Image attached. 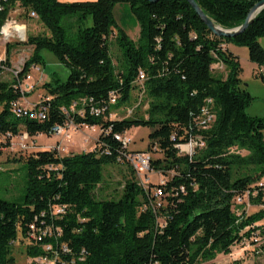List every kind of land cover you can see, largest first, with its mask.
Segmentation results:
<instances>
[{
	"label": "trees",
	"instance_id": "trees-1",
	"mask_svg": "<svg viewBox=\"0 0 264 264\" xmlns=\"http://www.w3.org/2000/svg\"><path fill=\"white\" fill-rule=\"evenodd\" d=\"M195 1L217 25L234 29L262 0ZM17 6L28 18L35 13L49 34L29 37L26 45L33 52L22 71L13 82L0 81V138L18 136L21 126L28 136H51L53 127H66L69 121L97 127L101 134L90 152L61 157L57 150H47L26 158L24 195L14 201L0 198V264H15L18 240L30 242L26 251L33 259L57 255L55 264H201L219 253L230 254L256 231L264 235V224L256 226L264 221V118L247 115L253 99L241 88L240 62L223 48H247L250 61L264 69L259 42L264 11L243 34L218 38L186 0H0V33ZM118 6L127 7L140 23L137 43L118 25ZM114 30L123 58L118 68L110 51ZM45 51L68 70V78H52L44 85L47 100L31 116L18 118L11 105L22 98L20 81L32 68L44 66ZM218 64L227 69L226 78L215 76ZM139 71L147 75V117L133 111L122 120L111 119L112 106L130 103ZM112 92L120 97L110 99ZM84 99L93 102L82 106ZM207 100L215 120L199 129L196 120ZM90 105L103 108V114L91 116ZM42 106L46 116L38 120L34 113ZM133 128H149L146 153L162 155L151 156L150 173L172 177L148 190L129 180L118 200H99L95 190L104 181V167L130 166L115 136ZM196 137L205 146L192 155L181 153L178 146ZM245 195L262 208L239 216L234 200ZM59 208L62 214L55 213ZM32 224L51 228L54 237L32 240ZM47 245L52 250L46 251Z\"/></svg>",
	"mask_w": 264,
	"mask_h": 264
},
{
	"label": "rangeland",
	"instance_id": "rangeland-1",
	"mask_svg": "<svg viewBox=\"0 0 264 264\" xmlns=\"http://www.w3.org/2000/svg\"><path fill=\"white\" fill-rule=\"evenodd\" d=\"M63 3L73 2H93L96 0H60ZM11 18L19 26H25L26 40H14L0 45V64L5 62L0 68V81L13 82L22 71L25 62L32 55L33 47L26 45L27 39L31 36L48 35L47 29L36 17L28 18L24 11L18 6L11 11ZM115 18L118 25L125 31L129 39L137 43L141 38V26L137 19L130 15L127 7H117ZM88 26L92 25V20L88 19ZM117 31L114 30L110 38V51L114 65L118 68L122 63V53L116 42ZM264 48V38L259 40ZM10 47L7 56V48ZM223 48L228 49L235 55L242 68L240 75L241 88L249 93L253 99L246 113L251 117L264 118V81L260 77L264 76V69L252 63L249 59L248 49L238 47L234 44H226ZM44 66L34 67L30 73L20 81V90L25 93V97L20 100V104L28 110L34 109L37 105L47 99L48 93L44 88L46 83L52 78H57L65 82L68 78V70L60 64L57 58L49 52L42 53ZM44 69V71H43ZM213 72L217 77L226 78L227 69L223 65H214ZM16 73V74H15ZM30 77V78H29ZM50 100V97H48ZM149 100L144 93V85L135 82L129 104L119 103L111 108V119L122 120L129 117V112L134 111L142 117H147ZM2 109L0 108V111ZM21 133L16 137L0 138V198L8 201L19 199L25 193L26 169L25 160L28 156L38 151L57 150L61 157L90 152L95 149L100 137L101 129H91L87 126H68L67 132L61 136H28L21 126ZM149 128H133L128 135L133 139L130 150L138 152H148ZM64 144V145H63ZM152 159H158L162 155L153 153ZM172 175L164 176L162 173L151 172L145 177L133 173L130 166L126 164H109L104 167V181L96 188L95 195L99 200H118L129 180H134L145 190L150 185H159L163 180H169ZM261 184L264 185V177ZM262 207H255L248 201V195L238 201L234 200V211L237 215H251L258 212ZM160 222H163L160 219ZM264 224V221L256 226ZM252 238H244L240 243L233 246L230 254L219 253L212 261L201 264H264V235H259V231L254 232ZM20 237V234H18ZM28 241L18 240L13 246V257L15 264H32L37 258L27 255ZM51 261V260H49ZM55 264L52 260V263Z\"/></svg>",
	"mask_w": 264,
	"mask_h": 264
},
{
	"label": "built area",
	"instance_id": "built-area-1",
	"mask_svg": "<svg viewBox=\"0 0 264 264\" xmlns=\"http://www.w3.org/2000/svg\"><path fill=\"white\" fill-rule=\"evenodd\" d=\"M10 16H11V14L9 15V18L7 19L4 26L2 27V30L0 33V45L5 43V42L10 43L11 41H14L16 39L19 41H25L26 40V29L24 30L23 34L19 30H17L16 27L19 25H17V23L15 21H13V19ZM31 16L37 18L35 13H31ZM23 27L25 28V26H23ZM3 66L4 65L2 62L0 64V67L2 69H5ZM146 80H147V75L145 74V72L139 71L136 82L142 83L144 85ZM19 88H20V86H19ZM23 97L24 96H22V98ZM117 97H120L119 93L118 92H112L110 99H114ZM21 99L12 103V105H11L12 106V113L18 118H19V116H31V113H33V111L35 110L36 107L32 110H28L27 108L23 107L20 104ZM92 102H93L92 99H89V100L84 99L81 101V104H82V106H87L88 104H92ZM76 108H77V104L75 103L71 110L75 111ZM212 109H213V107H212L211 100H207V105L201 110V114L196 120V124H197L199 129H204V125H211L214 122L215 114L213 113ZM46 112H47V107L42 106L34 113V116H37V119L41 120V117L46 116ZM64 112L67 113V111L65 109H64ZM84 112L85 111H83V109H82L78 113L80 115H83ZM89 112H90L91 116L98 117V114H103V108H98L97 106L90 105L89 106ZM129 113L132 114V111H130ZM66 115H67V118H69V114L67 113ZM68 126L74 127V122L69 121L67 123L66 127H61V126L53 127L52 134L54 136H61L64 134V132H67L66 129L68 128ZM90 128L95 129V127H90ZM115 139L122 144L124 150L126 151L125 159L128 162V164L133 167L136 174L138 176H141V177H145L147 174H149L150 173L151 156L146 152H138V151L130 150L129 148L133 144L134 141L128 135V133L118 134L115 136ZM204 146H205V144L203 142V139L201 137H196V138L192 139L187 144L179 145L178 149L183 154L192 155L195 152L196 148L201 149ZM156 196L161 198L163 196L162 191L158 190ZM239 201H241V200H239ZM63 212H64V209L59 208V209H57V211L55 213L56 214H62ZM253 235H255V234H253ZM29 237L32 240H37V239H41V237H49V238L54 237V234H53L52 229L49 227H46L44 229H39L35 226V224H32L30 226ZM45 249H46V251L52 250L51 246H49V245L45 246ZM63 250L66 251L67 250L66 247H63ZM38 258L39 259L35 260V262H33L32 264H48V262L52 263V260L55 263L58 256L56 255L55 258L51 259V261H49L48 258H42V257H38Z\"/></svg>",
	"mask_w": 264,
	"mask_h": 264
},
{
	"label": "water",
	"instance_id": "water-1",
	"mask_svg": "<svg viewBox=\"0 0 264 264\" xmlns=\"http://www.w3.org/2000/svg\"><path fill=\"white\" fill-rule=\"evenodd\" d=\"M150 3H157L159 0H145ZM192 9L195 11L197 16L201 19V21L205 24L208 30L218 38H235L241 34H243L250 25L254 22L256 17L264 11V0L256 3L251 10L249 11L245 22L234 29H224L223 27L217 25L213 20H211L201 9V7L197 4L195 0H186Z\"/></svg>",
	"mask_w": 264,
	"mask_h": 264
},
{
	"label": "bare ground",
	"instance_id": "bare-ground-1",
	"mask_svg": "<svg viewBox=\"0 0 264 264\" xmlns=\"http://www.w3.org/2000/svg\"><path fill=\"white\" fill-rule=\"evenodd\" d=\"M16 29L19 30L22 34L24 33V30H25V28L23 26H17ZM20 93L22 96L25 97V93L21 92V90H20ZM114 102H115V100H112V103H114Z\"/></svg>",
	"mask_w": 264,
	"mask_h": 264
},
{
	"label": "crops",
	"instance_id": "crops-1",
	"mask_svg": "<svg viewBox=\"0 0 264 264\" xmlns=\"http://www.w3.org/2000/svg\"><path fill=\"white\" fill-rule=\"evenodd\" d=\"M43 71H44V69H43ZM64 145V144H63Z\"/></svg>",
	"mask_w": 264,
	"mask_h": 264
}]
</instances>
